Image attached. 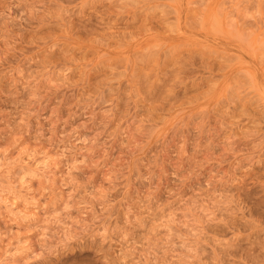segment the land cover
Wrapping results in <instances>:
<instances>
[{"label": "rangeland", "instance_id": "obj_1", "mask_svg": "<svg viewBox=\"0 0 264 264\" xmlns=\"http://www.w3.org/2000/svg\"><path fill=\"white\" fill-rule=\"evenodd\" d=\"M0 264H264V0H0Z\"/></svg>", "mask_w": 264, "mask_h": 264}, {"label": "bare ground", "instance_id": "obj_2", "mask_svg": "<svg viewBox=\"0 0 264 264\" xmlns=\"http://www.w3.org/2000/svg\"><path fill=\"white\" fill-rule=\"evenodd\" d=\"M261 263V262H260Z\"/></svg>", "mask_w": 264, "mask_h": 264}]
</instances>
